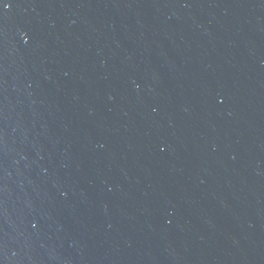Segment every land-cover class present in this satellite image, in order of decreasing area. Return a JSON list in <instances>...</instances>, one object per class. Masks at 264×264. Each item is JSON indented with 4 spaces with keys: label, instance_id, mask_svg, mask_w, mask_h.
Instances as JSON below:
<instances>
[{
    "label": "water",
    "instance_id": "95a60500",
    "mask_svg": "<svg viewBox=\"0 0 264 264\" xmlns=\"http://www.w3.org/2000/svg\"><path fill=\"white\" fill-rule=\"evenodd\" d=\"M0 264H264V0H0Z\"/></svg>",
    "mask_w": 264,
    "mask_h": 264
}]
</instances>
